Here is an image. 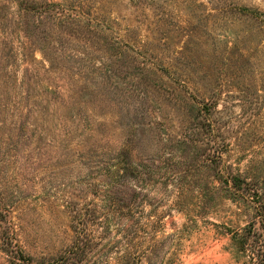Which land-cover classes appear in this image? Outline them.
I'll return each mask as SVG.
<instances>
[{
	"label": "rangeland",
	"instance_id": "374dc122",
	"mask_svg": "<svg viewBox=\"0 0 264 264\" xmlns=\"http://www.w3.org/2000/svg\"><path fill=\"white\" fill-rule=\"evenodd\" d=\"M263 252L264 0H0V264Z\"/></svg>",
	"mask_w": 264,
	"mask_h": 264
},
{
	"label": "trees",
	"instance_id": "16d2710c",
	"mask_svg": "<svg viewBox=\"0 0 264 264\" xmlns=\"http://www.w3.org/2000/svg\"><path fill=\"white\" fill-rule=\"evenodd\" d=\"M259 254H261V253H259ZM263 254H264V252H263Z\"/></svg>",
	"mask_w": 264,
	"mask_h": 264
}]
</instances>
